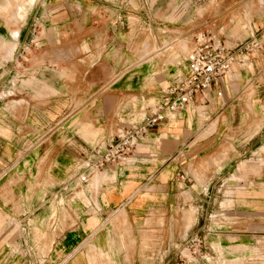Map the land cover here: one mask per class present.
<instances>
[{
    "label": "crops",
    "instance_id": "obj_1",
    "mask_svg": "<svg viewBox=\"0 0 264 264\" xmlns=\"http://www.w3.org/2000/svg\"><path fill=\"white\" fill-rule=\"evenodd\" d=\"M110 1L0 0V264H26L23 251L35 252L33 244L28 245L27 230L48 219L54 232L61 213L55 215L53 205L60 210V200L70 206L73 221L56 237L41 239V251L50 250L43 264H88V244L109 253L113 264H135V246L124 248L111 235L140 233L150 210L169 221L182 198H196L192 202L200 204L201 215L207 214L205 205L224 198L217 202L219 229L211 228L215 229L211 264H236L239 259L264 264V252L255 255L256 250L264 251V23L256 35L247 37L258 38L259 51L238 54L231 72L196 94L179 118L149 127L127 163L108 166L81 185L79 167L94 143L103 141L104 146L120 122L146 102L135 83V52L123 53L125 59L131 58L125 63L109 60V42L116 40L120 49L130 43L131 49L135 47V25L130 29L128 19H113L109 4L119 2ZM63 28L69 31L62 36L68 42L84 34L90 43H108L101 66L86 72L84 83L76 73L70 82L60 78L59 67H44V60L58 62L55 53L33 52L29 62L26 59L25 48L41 29L51 31L55 42ZM217 36L221 40L218 32ZM179 42V52L186 56L188 44ZM241 43L224 45L234 49ZM176 58L174 54L171 60ZM180 75L184 74L168 77L167 86ZM157 89L155 102L145 107V113L162 98L165 88ZM77 91L83 93L73 95ZM71 95L80 100V110L66 115ZM61 98L68 107L63 113ZM96 130L100 132L92 143L89 138ZM240 159L246 166L243 174L238 171ZM190 163L201 180L194 179ZM224 188L232 189V194L220 196ZM225 202L232 206L221 207ZM186 212H193L194 219V208ZM12 219L19 220L16 230L11 228ZM192 223L185 222L184 231ZM35 237L40 239L38 231ZM238 246L247 250L233 251ZM125 249L132 253L127 261ZM196 263L208 264L198 259Z\"/></svg>",
    "mask_w": 264,
    "mask_h": 264
},
{
    "label": "rangeland",
    "instance_id": "obj_2",
    "mask_svg": "<svg viewBox=\"0 0 264 264\" xmlns=\"http://www.w3.org/2000/svg\"><path fill=\"white\" fill-rule=\"evenodd\" d=\"M110 1V0H109ZM119 2L118 5L109 4L108 13L115 19L116 16L121 19H128L129 24L132 26L130 29H134L135 25V47L131 49V43L126 45L123 49H120L121 44L116 40L111 44L109 51V60L118 62H128L131 58H124L123 53L130 54L135 52V83L137 87H141L145 93L142 107L135 109L134 115H131L128 120H122L120 126L128 125L135 121V116H141L146 114L145 107L151 106L155 102L154 93L157 88H167V78L172 77L174 74H185L187 69V56L179 52V41L185 40L188 44L189 51L191 50L194 39L202 30L211 29L213 33L221 36V41L225 43L227 47L232 44L245 42L247 37L253 34L256 30L261 29L264 23V4L260 0H114ZM111 2V1H110ZM133 3V4H132ZM123 4V5H122ZM135 14V16L133 15ZM249 14L248 17L246 15ZM135 19V22H134ZM60 37L52 42L51 31L41 29L39 35L34 38L32 42L25 48L27 51L26 59L29 62L30 57H33V52H39L44 56L49 54H57L58 62H52L49 59V63L45 62V68H51L52 66L59 67L61 71L60 78L64 80H70L73 82V77L81 79L80 83L85 82L86 72L91 69L101 66V55L106 54L105 48L108 46L107 42H101L100 40L90 43L81 36L80 40L75 38L68 42L63 40L64 36L68 35V29L63 28ZM127 28L124 26L123 30ZM220 31V33H219ZM79 34H81L79 32ZM257 34V33H256ZM254 33V35H256ZM63 36V37H62ZM48 40V42H46ZM179 46V47H178ZM118 48V49H117ZM127 48V49H125ZM176 54L177 58H174ZM122 59V61H121ZM125 59V61H124ZM70 71V76L68 72ZM72 72V73H71ZM115 78L113 75L110 76ZM75 83V82H74ZM83 87L82 84L78 86L80 90ZM67 92L61 91V94ZM82 94L83 91L73 92V95ZM85 93V92H84ZM70 100L71 105L68 108L65 99L61 98L60 108L69 109L67 114L77 113L80 110L79 99L75 100L74 96ZM65 109V110H66ZM64 110V111H65ZM63 113V112H62ZM61 113V114H62ZM62 118V117H61ZM135 118V119H134ZM94 136H90L89 140L93 143L100 130H96ZM103 141H96L94 147L101 146ZM32 146L29 143V147ZM89 155V154H88ZM87 155V156H88ZM84 158V161L86 157ZM83 161V162H84ZM241 164L238 167V171L242 174L246 170L244 159H240ZM81 162V164L83 163ZM189 171L193 172L195 180H201L195 173L196 168L193 163L189 164ZM194 169V170H193ZM252 170L253 175L257 173ZM99 174L98 172H96ZM95 173V174H96ZM1 175L0 177H2ZM187 180L189 178L187 177ZM81 191L78 189L77 192ZM232 189L224 188L220 192L222 194H232ZM77 196L79 194L77 193ZM72 199V198H68ZM81 199V198H80ZM216 199V204L211 202L209 207L204 206V210H207V214L201 215V210L198 212L196 204L192 202L196 198H182V204H175L172 209V216L169 221L161 215L159 211L150 210L145 216L141 228L138 234L132 236L131 234H123L121 236L111 235L113 242H120L124 248L135 246V264H198L196 260H207L208 264H211V258L213 257V251L211 247V235L214 233L217 227L216 209L218 201L223 202L224 198L220 200ZM226 199V198H225ZM229 199V198H227ZM85 200V198H82ZM60 210L53 205V213L57 215V211H60L61 218L57 220L58 226L54 232L51 231V221L48 219L41 224L34 223L27 233H30L27 241L30 245L35 247L32 251H23V255L27 262L26 264H43L49 255V251H41V239L44 237L52 236L56 237L60 231L66 229L71 219L72 212L70 206L63 205V200L59 202ZM231 202H225L221 204V207H231ZM189 208H194L195 215L193 219V212L184 211ZM191 213L190 220L187 219V214ZM70 217V218H69ZM216 218V219H215ZM193 221V223H192ZM192 225L188 230L184 231V224ZM122 225L124 221L121 222ZM11 228L17 229L19 227V220L12 219ZM31 224V221H30ZM215 227L212 231V227ZM203 227V232H197L198 229ZM125 230V229H124ZM38 231L40 239H36L35 232ZM20 234V231L18 232ZM21 236V235H20ZM19 237V236H18ZM14 242V240H13ZM87 242H90L87 241ZM201 243L203 247L200 252L201 255H194L192 249H188L187 246L196 247ZM92 244H88L85 255L88 260V264H113L109 253H105L100 249L95 250ZM235 252H243L247 250L245 246L232 247ZM126 250V249H125ZM264 251L256 250V256L259 257ZM125 260L131 259V251L124 252ZM220 257H223V251L219 250ZM251 257L252 260H256V257ZM202 257V259H201ZM215 257V256H214ZM186 259V263H182V260ZM210 262V263H209ZM247 262V261H246ZM236 264H256V261L243 262V259H239ZM207 264V263H205ZM225 264V263H224Z\"/></svg>",
    "mask_w": 264,
    "mask_h": 264
},
{
    "label": "built area",
    "instance_id": "obj_3",
    "mask_svg": "<svg viewBox=\"0 0 264 264\" xmlns=\"http://www.w3.org/2000/svg\"><path fill=\"white\" fill-rule=\"evenodd\" d=\"M260 48L256 36L234 49H229L211 29L199 32L187 56L186 73L177 76L167 86L162 98L142 118L120 127L104 146H96L91 150L79 167L82 172L78 176V183L86 185L96 172L108 166H122L127 163L138 144L145 138L149 127L179 118L196 94L208 90L214 81L231 72L233 65L239 62L238 54L255 53ZM180 177L187 179L184 175ZM187 248L192 249L193 254L198 256L203 249L201 243ZM186 262V259L182 260V263Z\"/></svg>",
    "mask_w": 264,
    "mask_h": 264
},
{
    "label": "bare ground",
    "instance_id": "obj_4",
    "mask_svg": "<svg viewBox=\"0 0 264 264\" xmlns=\"http://www.w3.org/2000/svg\"><path fill=\"white\" fill-rule=\"evenodd\" d=\"M183 46H184V45H183ZM186 216H187V219L190 220L191 213H188Z\"/></svg>",
    "mask_w": 264,
    "mask_h": 264
}]
</instances>
